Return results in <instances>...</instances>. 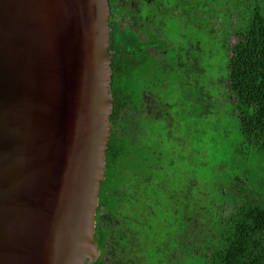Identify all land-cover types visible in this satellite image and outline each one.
<instances>
[{
  "label": "water",
  "instance_id": "1",
  "mask_svg": "<svg viewBox=\"0 0 264 264\" xmlns=\"http://www.w3.org/2000/svg\"><path fill=\"white\" fill-rule=\"evenodd\" d=\"M108 0H0V264H92L113 111Z\"/></svg>",
  "mask_w": 264,
  "mask_h": 264
},
{
  "label": "trees",
  "instance_id": "2",
  "mask_svg": "<svg viewBox=\"0 0 264 264\" xmlns=\"http://www.w3.org/2000/svg\"><path fill=\"white\" fill-rule=\"evenodd\" d=\"M220 1L226 6V19L236 14L244 17L241 19L242 24L235 30L227 31L236 35V42L229 46L231 51L226 56V77L223 78L226 80L224 85L226 97L221 94L215 97L217 100L223 99V103L228 104L225 111L230 112L237 120L241 142L236 151L241 153V147H245L261 154L263 171L260 172V176H264V0ZM116 37L117 40L119 39L117 42L122 43V48L129 52V66L125 61L118 65L111 63L114 73L111 84L113 112L110 120L114 125L106 151V178L101 184L100 191V205L106 208L110 217L115 216L116 211L121 207L122 197L117 187L124 180L122 170L130 165L137 176L142 178L146 174L147 166L142 159L144 146L138 144L140 148L133 142L129 143L126 127L130 122L128 115L136 112L138 116L141 112L138 108L140 94L133 93L130 88L136 84L144 85L152 76L151 69L154 68L151 58L148 59L141 53L137 57L132 56L136 52L135 49L128 41H123L120 36ZM198 83L197 106L203 101V97L212 99L211 95L218 92L215 86L218 84L217 81L211 83L213 93L209 90L207 92L199 80ZM201 91L204 93L200 94ZM190 114L198 119V116L203 114L209 116L212 112L206 109L202 112L196 107L195 110L190 109ZM120 118L123 123L120 122ZM167 138L172 139L169 134ZM138 147L142 153L128 154L130 149L137 151ZM147 147L152 148L154 145ZM228 178H230L228 190L226 193L223 192L221 197L210 199L209 207L204 206L203 203L196 202L190 205L187 202L191 197H186L185 193L193 189V182L189 189L179 188L181 184H174L176 189L171 188L175 193L177 209L176 221L173 216L171 223L183 234L182 237L178 235L176 237V240H182L179 247L181 254L177 260H172L168 264H196L192 256L197 252L204 264H264V179L259 181L262 186L259 182L256 183L257 186L254 185L255 179L252 178L249 182L253 186L244 187V178L242 179L239 172L232 173ZM153 197L152 209L157 200L153 201ZM192 201L194 200L191 199L190 202ZM179 218L181 224L177 222ZM109 226H97L95 229V235L102 239V244L110 235ZM173 233V229L168 230L166 238H162L163 244L161 246L157 244L155 247L166 251L168 247H174L175 242L170 238ZM185 239L188 243H185ZM197 239L201 242L198 243ZM102 250L104 251V246ZM94 264L105 263L98 260Z\"/></svg>",
  "mask_w": 264,
  "mask_h": 264
},
{
  "label": "flooded vegetation",
  "instance_id": "3",
  "mask_svg": "<svg viewBox=\"0 0 264 264\" xmlns=\"http://www.w3.org/2000/svg\"><path fill=\"white\" fill-rule=\"evenodd\" d=\"M108 1L110 7L108 19L110 25L109 52L111 63H116L118 65L120 62L125 61L129 66V52L122 48L123 45L120 41L117 42L119 39L117 40L116 36H120L123 41H128L135 49L136 52L133 53L132 56L137 57L140 53L145 54L148 59L151 58L154 65V68L151 69L152 76L148 78V81L144 85H142V83L141 85L136 84L130 88L133 93L140 94L138 108L141 112L138 113V116L136 112L128 115L130 122H128L129 125L126 127L127 134L129 135V143L133 142L134 144H139L141 147L144 146L145 150L143 151L144 154L142 159L147 166L146 174L141 178V176H137L133 173V169L130 165L125 167V170H122L124 180L117 187L122 197V202H120L121 207L116 211L115 216L110 217L106 208L100 205V194L99 205L96 210V227L110 225V235L106 237L104 244H102V239L95 235V240L100 251L99 257L95 262L101 260L105 264H134L136 260L142 259V257H140L141 254L134 251V248L138 249L142 247L144 251L151 245V234L148 235L140 230H142L141 226L146 225L151 229L149 217L152 215V197L154 196L153 201H155V194L158 190L161 189L167 193L168 207L163 206L162 211L172 210L171 214L175 217L174 219L176 221L177 209L175 208V193L172 192V189L167 187L165 180L158 179V173L166 166L162 164L163 151L165 149L162 144L163 141L168 139V134L170 136L171 130H168V125H173L171 123L173 121V116H170L166 111V107L168 106L167 91L170 85L175 86L176 94H179L181 89L186 90V92H184L186 96H183V102H179L176 96L169 98L175 99L177 102V104L174 102L175 105H182L186 102L193 110L197 107L196 104L198 103L199 93L197 66L199 56L195 48H198L197 45L199 42L198 39L194 42L188 34H182V38L185 42H180L179 39L176 36H172L166 28L172 26L169 24L170 22L181 19L183 14L189 13L190 15H188L187 18L190 24H192V17L199 15L197 12L199 8L195 5L198 4V2L193 0H177L172 7H166L165 0ZM143 2L146 3L145 7ZM210 2L214 4L210 5ZM220 2V0H207L205 2L204 6L210 5V8L215 10H208L200 15L197 19V23L199 21L198 24L200 27H203L202 24L206 16H208L209 20L210 14L219 10L213 6ZM221 6L223 7L225 5L221 3ZM153 7H155V9H153ZM220 10H222L221 15L225 21L228 22L233 19V23H235L234 26L242 24L241 19L244 17L243 15L236 14L235 11L236 15L234 17L226 19V9ZM187 11L189 13H187ZM202 16L204 19L201 18ZM212 24L210 20L206 23V28L209 30L210 35V28L214 25ZM226 25H231V23L221 25L223 26L221 32L224 36H226V33L230 32L228 30H232L230 28L226 30ZM176 26L177 25H174L175 28ZM231 35L236 37L235 34ZM216 36H220V33L217 35L214 34L212 38L215 39L214 37ZM154 38L155 42H153ZM218 40L228 43L226 39L222 37ZM116 42L117 44L115 45ZM152 44H156V46H152ZM116 47H118V49ZM219 94L220 93H218V95ZM120 122L123 123L124 121L121 120ZM113 125L114 123L112 122L111 129ZM121 129H124V127H121ZM147 145H154V147L150 148L147 147ZM139 147L137 151H132V149H130L128 154H139L141 152V147ZM128 183L133 184V187L139 190L138 194L129 196L125 192ZM174 184L181 183L175 182ZM192 191L193 189L186 192V195L190 196L191 199L194 197ZM191 203L196 204V200ZM132 207H135L137 210V216L135 218L131 217V215L129 217ZM154 211L155 210H153V213ZM139 222L142 224H139ZM170 226L172 225L170 224ZM172 229L173 228L170 227V231H172ZM173 231L174 233L170 238L175 242V246L168 247L171 257L165 261V264L172 260H177L181 254L179 247L181 246L182 240H176V237L177 235L182 237V232L179 230L177 231L176 225ZM103 246L104 251L102 250ZM156 249L160 250V247H156ZM160 251L162 258L158 259V263L160 261L163 262L166 250Z\"/></svg>",
  "mask_w": 264,
  "mask_h": 264
},
{
  "label": "rangeland",
  "instance_id": "4",
  "mask_svg": "<svg viewBox=\"0 0 264 264\" xmlns=\"http://www.w3.org/2000/svg\"><path fill=\"white\" fill-rule=\"evenodd\" d=\"M193 1L198 2V4L195 5L199 8V10H197L199 15L192 17V24L188 21L189 19L187 17L190 13L187 11L189 14H183L181 19L170 22L169 24L172 26H168L166 29L172 36H176L180 42H185L182 38V34H188L194 42L198 39V48H195L197 51L196 53H198L199 56L197 66L198 80L207 92L208 90L211 92L213 89L211 83L213 84L214 81H217L218 84L215 85L217 87L216 91L224 97L226 95L224 90L226 80H224L223 77H226V56L231 51L229 46L236 42V37L229 33H226V36L222 35L223 33L221 31L223 30V26L221 25L231 23V25H226V30L229 28L234 30L237 26H234L235 23H233V19L228 22L223 19V16L221 15L222 10L220 9H226V7H222L220 2L213 6L219 10L210 14L209 17V20L214 24H212L213 27L210 28V35L209 30L206 28V23L209 22L208 16H206L205 19L203 16L201 17L204 19L202 24L203 27L199 26V21L197 23V19L203 12L215 10L210 8V5L214 3L210 2V5L204 6L207 0ZM165 2L166 7H172L177 0H165ZM143 3L145 7L146 3ZM153 9H155V7H153ZM238 10H240V8H238ZM174 25H177L176 28ZM219 33L220 36L214 37L215 39L212 38L214 34L217 35ZM221 37L226 39L228 43L218 40L221 39ZM184 92H186V90L181 89L179 94H176L174 85H170L167 91L168 106L166 107V111L170 116H173V121L171 122L173 125H168V130H171V132H169L172 139L163 141L162 146L165 149L163 151L162 164L166 166L158 173V179L165 180V184L170 189L176 188L173 185L175 182L181 183L179 188L186 189L188 187L189 189L191 188V182H193L192 194L194 193V197L192 199L196 200L198 204L203 203L206 207L210 206V199L214 200L215 197H221L223 192L226 193L230 181L228 176L234 172H239L242 179L244 178V187L249 185L253 186L249 182L252 178L255 179L254 185L257 186L256 183L261 181V179H264V176H260V172L263 171V169H261V165H263L262 155L253 149L248 150L245 147H241V153L236 151V148L239 147V143L241 142V135L237 128L236 118L231 115L230 112L225 111L228 104L223 103V99H216L215 96L218 95V92L211 95L212 99L203 97V101H200L197 108L202 112L205 109L209 110L212 114L209 116H204L203 114L196 119L190 114V105H187L186 102L182 105H175L174 102L177 104L175 99L169 98L176 96L179 102H183V96H186ZM201 93H204V91H201L200 94ZM211 93H213V91ZM133 186V184L128 183L125 192L129 196L138 194L139 190ZM260 186H262L261 183ZM155 197L157 199H155L156 201L153 207L155 211L149 217V225H151V229L146 225L141 226L142 230H140L148 235L151 234V245H149L144 251L142 247H139L138 249L134 248V251L139 252L141 254L140 257H142L141 260H136L134 264H157L158 259L162 258V254L159 250L157 251L155 246L157 244H160V246L163 244L162 238H166L167 232L170 230V224L172 225L171 222H173V220H171L173 216L171 210L162 211L163 206L168 207L166 191H162L161 189L158 190ZM190 201L191 199L187 202L192 205ZM130 215L134 218L137 216V210L135 207L131 208L129 217ZM177 222L181 224V219L179 218ZM139 224L142 223L139 222ZM172 227L174 230L175 225H172ZM196 241L198 243L201 242L198 239ZM185 243H188L187 239H185ZM198 253L199 252H197L195 256H192V258L195 260L196 264H204L202 259L199 258ZM170 257V251H168L167 248V251L164 253L163 262L158 264H165V261ZM166 264H168V262Z\"/></svg>",
  "mask_w": 264,
  "mask_h": 264
}]
</instances>
